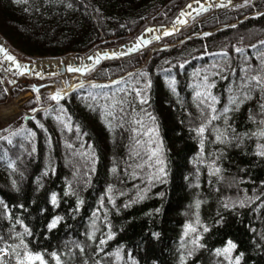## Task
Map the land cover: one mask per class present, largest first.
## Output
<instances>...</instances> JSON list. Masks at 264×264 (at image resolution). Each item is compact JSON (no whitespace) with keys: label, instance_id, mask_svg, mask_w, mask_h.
<instances>
[{"label":"trees","instance_id":"16d2710c","mask_svg":"<svg viewBox=\"0 0 264 264\" xmlns=\"http://www.w3.org/2000/svg\"><path fill=\"white\" fill-rule=\"evenodd\" d=\"M233 1L231 9L199 15L141 53L105 61L83 85L55 77L13 90L16 96L38 89L24 108L45 110L0 132V249L22 238L48 264H55L53 251L63 264H181L182 255L184 264H230L215 250L231 239L237 245L231 264L240 253V264H264V156L258 155L264 148L257 147L264 137L254 135L264 129V90L248 79L264 75V13L252 16L264 11V0ZM194 3L0 0V39L22 64L90 56L123 48L149 26L172 25ZM10 78L0 61V104ZM58 89L59 102L51 99ZM210 104L218 118L206 123ZM202 123L203 136L195 131ZM149 147L161 149L166 175L155 157L148 159ZM213 161L219 173L210 174ZM55 215L62 220L49 230ZM197 216L202 247L192 243L197 234L184 235Z\"/></svg>","mask_w":264,"mask_h":264},{"label":"snow or ice","instance_id":"6c2138e0","mask_svg":"<svg viewBox=\"0 0 264 264\" xmlns=\"http://www.w3.org/2000/svg\"><path fill=\"white\" fill-rule=\"evenodd\" d=\"M196 3H200V0H196ZM219 6H224V5H219ZM188 7H191V5H188ZM209 7H211V5H209ZM199 11L203 12V11H206V8L201 5V7L199 8ZM181 15H185V13H181ZM259 15V13H258ZM185 21H180V23H184ZM147 31L151 32L152 29H147ZM165 35H168L170 34L168 31H165L164 33ZM140 42L141 44H144V43H150V41H145L143 37H140ZM157 39H159V37H157ZM261 43H264V41H262ZM5 50L0 47V52H4ZM235 51L237 53H240L242 52V49L240 48H236ZM124 53H121V55H123ZM5 55L7 57L8 60L10 61H14L15 58L8 55L6 52H5ZM107 55V54H105ZM113 56L116 55V53H113L112 54ZM225 55H227V53H225ZM89 59H92L91 57ZM97 63H99V60L96 61ZM262 64H264V61H262ZM22 67L21 65L17 64V68H20ZM69 71L71 72H81V73H84V72H87L89 69L87 66H84V67H76V68H73L71 66H69ZM144 75L146 76L147 73H144ZM250 81H254V85L253 87H259L261 88L262 90H264V75L260 74V73H257L251 77L248 78ZM67 83V82H65ZM175 83V81H173V84ZM151 84V81L149 80L148 83L146 84V87H149ZM95 87H98V85H94ZM6 91V90H5ZM38 91V89H37ZM136 95L137 96H141V92L140 90H136ZM198 96H201V95H204L203 93H200L198 92L197 93ZM207 95H210V93H208ZM243 95L245 97H247L248 93L245 92L243 93ZM62 98V90L58 89L54 94H52L51 96V99L59 102V100ZM211 99L213 100V102H215V97H211ZM37 100H39V96H37ZM146 100H144L143 98H141V103H145ZM233 103H238V98L236 99H233ZM208 107L211 109V112L213 113V115L208 118L207 122L206 123H210L211 120H215L217 119L218 117L215 115L216 113V109L213 105H208ZM264 107V106H262ZM225 113H227L229 111V109H225L224 110ZM58 119H61V117H58ZM137 123H140V121H136ZM225 123H227V117L225 116ZM260 123L261 124H264V119H261L260 120ZM67 127H69V130H71L70 126L66 125ZM41 127H43V125H41ZM155 129L154 128H150L148 130V132H154ZM195 131L197 132L198 135H201L203 136V134L205 133L206 131V124L205 123H202L198 128L195 129ZM146 135L148 133H145ZM254 135H258L260 137H264V129H261L259 130L257 133H254ZM216 140H220L221 139V135H216L215 137ZM11 142V141H9ZM137 143H140L139 141ZM149 145H151L152 141L151 139L149 140ZM258 148H264V146L262 145H257ZM200 148H201V151H203V148H204V142H203V139L201 140V143H200ZM148 152L150 153V155L148 156V159L151 160L153 157L156 158V164L160 165L159 169H158V172L160 174V176H164L166 175V171H165V168H164V161L163 159L161 158L160 156V152H161V149L159 147H156V148H152V147H149L148 148ZM258 155L260 156H264V150H261L258 152ZM149 167H152L151 164L148 165ZM213 170L216 172V173H219L220 172V168L215 166V161L212 162V165L210 166L209 168V172L210 174H212ZM151 178V177H150ZM157 178H160L159 176ZM109 192L112 191V188L111 186H109V189H108ZM69 192H71V187L69 186ZM66 195L68 193H65ZM74 194V193H73ZM140 198H143L142 196ZM50 202L51 204L55 207V206H58V194L56 192H52L51 193V196H50ZM83 201L82 200H77V204L80 205L82 204ZM241 205L243 204V201L240 202ZM199 204L200 202L197 201L196 202V206L197 208L199 207ZM21 207H23V205H21ZM225 207H228V205L226 204ZM159 211V210H157ZM62 220V217L59 216V215H55L51 218V220L49 221L47 227L49 230L57 227V225L59 224V222ZM19 224H21L24 228V231L28 234V235H31V229L28 228L27 225H24L23 224V221L22 220H18L17 221ZM198 226H200V220H199V216H197V219L195 221V223H188L185 225V233L184 235L187 236L189 234V232L191 233H194V234H197L194 239L192 240V243L198 247H202L203 245H200L198 243L199 239H200V236L198 234ZM203 228V231L206 232L208 231V228L207 226H202ZM109 229H110V225H109ZM21 234L20 233H17V236H20ZM113 235V233L109 230V233H108V238H111V236ZM153 235H158L156 233H154ZM90 239H94V234H90L89 236ZM106 243V240L105 239H100L99 241V244L100 245H103ZM183 247V245H181ZM80 247V251L83 252V247L82 246H78ZM237 247L236 243H234L231 239L227 240L226 244L224 247L222 248H217L215 251L217 254H224L225 258L227 260H229L230 264H231V260H232V252L233 250ZM102 250V249H101ZM117 255V258H119V252L116 253ZM188 256H191L192 255V252L189 251L187 253ZM243 256V253H240L239 255H237L235 257V264H240V260ZM5 257H10V259H12L14 261V264H48V261L45 259V255L44 253L42 252H39V251H32L28 248V245L27 243L21 238L19 240V243L18 244H14V245H9V246H6L5 248H2L0 249V264H8L7 260L5 259ZM50 257L52 258V260L55 261V264H63V261L61 260V256L59 253H57L56 251H53L50 253ZM180 260H181V264H184V256L182 255L180 257Z\"/></svg>","mask_w":264,"mask_h":264},{"label":"rangeland","instance_id":"374dc122","mask_svg":"<svg viewBox=\"0 0 264 264\" xmlns=\"http://www.w3.org/2000/svg\"><path fill=\"white\" fill-rule=\"evenodd\" d=\"M205 4L206 3H199V4L198 3H196V4L194 3L193 5H191V7L187 8L186 10L183 11V13H185V15L181 16L178 21L174 22L172 25L167 26L165 28L155 29L152 26H149L147 29H152V31L149 32V31L146 30L144 33L141 34V35H144V40L145 41H150V43H144L147 46L146 48H150V46L154 42H156L158 40L157 37L160 38V37L168 36V35L173 34L174 32L180 31L182 28H184L186 25H188L193 19H195L198 16V13H200L199 8L201 7V5L204 6ZM234 6H232V7H234ZM232 7H230L229 9H231ZM226 8H227L226 6H222V7L219 6L218 7L217 4H213V9L215 11H217L219 9H226ZM212 12H214V11H212ZM180 21H185V22L184 23H180ZM165 31H168L170 34L165 35L164 34ZM140 36H139V38H140ZM139 38H137V39H139ZM134 41H132V42H134ZM126 45H129V43L126 44ZM158 47L159 46H156L155 45L154 48L157 49ZM124 49L123 48H113V50H118L119 54L125 52L129 48H126L125 50ZM143 51L144 50H142L141 52H143ZM8 55H10L9 54V51H8ZM97 56H95V57H97ZM69 57H72L74 59L87 60L86 56L79 57V56L71 55ZM65 59H60V61L63 62ZM149 59H150V55H149V58L146 61L147 63H148ZM0 61L2 62L4 68H6L12 74V78H10L9 81H8V83L6 84V87L8 89V99H7V101L11 97L20 98L25 93H30V92L33 93L32 90H27L25 92H22L19 95L14 96L12 94L13 90L16 89L18 87V85L21 84V83H30V82H33L35 84H42V83L46 82L47 80H49L51 78H54L55 76H57V77L59 76L60 69L59 70H56V69L39 68L40 65H49V62H47V61H49V59H35L32 63H30L31 66H26V65L19 64V65L22 66L20 68H17V64L18 63L16 62V60L10 61V60L7 59L6 56L3 57L2 59H0ZM145 65H146V63H145ZM93 66H95V65L93 64ZM93 68L94 67L90 68L87 72H84V73H81V72H71V71H69L68 73H66L65 79H71L74 83H78V82L79 83H83V82L87 81V79H88L87 73L90 72ZM5 103H3V104H5ZM3 104H0V106L3 105ZM21 110L30 112V111L26 110L24 108V106L21 107ZM16 119H18V118H16ZM16 119H14V120H16ZM14 120L12 119L11 122L9 123V125Z\"/></svg>","mask_w":264,"mask_h":264},{"label":"water","instance_id":"95a60500","mask_svg":"<svg viewBox=\"0 0 264 264\" xmlns=\"http://www.w3.org/2000/svg\"><path fill=\"white\" fill-rule=\"evenodd\" d=\"M213 3H217L218 5H226V6H233L234 5V1L233 0H212V1L206 0V4L204 5V7L206 8V11H203L201 13L202 14H208V13L212 12L213 11V8H212L213 7ZM209 5H211V7H209ZM261 13H264V11L260 12L259 14H261ZM248 17L249 16L243 18L241 21L247 19ZM223 28H224L223 26L222 27H218L215 30L211 31L210 34L216 32V31H218L220 29H223ZM140 37L144 38V35H141ZM193 37H196V36H193ZM0 47H2L5 50L4 52H0V59H2L3 57L6 56L5 52L8 54V48L5 46L4 40H0ZM126 48H129V49H127L125 52H123L124 53L123 55L119 54L118 50L99 51L97 54L104 53L103 55H101V57L97 56V57L94 58L95 55H92V56H90L92 59H89L90 58L89 57L88 60L92 61V64H94L95 66H98V65L104 63L105 60H115V59L128 57V56H131V55H134V54H138L142 50L145 49V46L143 44H141L140 39H136L134 42L130 43L129 45H126L125 49ZM113 53H116V55L113 56L112 55ZM105 54H107V55H105ZM97 60H99V63L96 62ZM146 64H147V62H146ZM26 66H30V64H26ZM65 72H66L65 68L64 67L61 68L60 75H64ZM30 94H31V96L24 100L23 105L26 103V101L29 98L33 97V93H30ZM42 110H44V109H39L35 113H30V112L22 110V113H17L16 115L12 116L11 119H10V122H11L12 119L14 120L16 118H21V117L31 118V117L35 116L38 112H40Z\"/></svg>","mask_w":264,"mask_h":264},{"label":"bare ground","instance_id":"6f19581e","mask_svg":"<svg viewBox=\"0 0 264 264\" xmlns=\"http://www.w3.org/2000/svg\"><path fill=\"white\" fill-rule=\"evenodd\" d=\"M47 62H49V65H40L39 68L59 70L64 67L66 73H68L69 66L73 68L87 66L88 69L93 67L92 61L74 59L72 57L66 58L63 62L60 60H49ZM30 96V93H25L20 98L11 97L5 104L0 106V130H3L9 125L12 116L17 113H22L21 107L24 100Z\"/></svg>","mask_w":264,"mask_h":264}]
</instances>
